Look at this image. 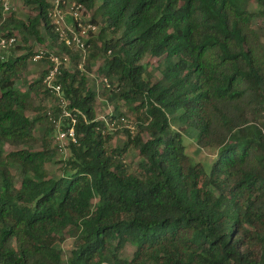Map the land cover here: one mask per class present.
I'll return each mask as SVG.
<instances>
[{
  "label": "trees",
  "instance_id": "obj_1",
  "mask_svg": "<svg viewBox=\"0 0 264 264\" xmlns=\"http://www.w3.org/2000/svg\"><path fill=\"white\" fill-rule=\"evenodd\" d=\"M21 1L34 14L26 21L0 2L1 36L18 32L23 43L0 53V264H264V0H72L99 26L85 68L103 57L106 117L121 127L97 119L88 75L63 67L55 84L75 114L77 143L58 161L52 136L35 134L43 122L54 131L45 108L32 114L30 103L50 97L43 79L56 51L42 50L38 79L15 84L38 52L28 39L42 44L45 34L59 55L78 57L58 44L48 0ZM153 59L157 78L147 71ZM175 127L218 149L208 175ZM132 151L135 172L123 162Z\"/></svg>",
  "mask_w": 264,
  "mask_h": 264
},
{
  "label": "built area",
  "instance_id": "obj_2",
  "mask_svg": "<svg viewBox=\"0 0 264 264\" xmlns=\"http://www.w3.org/2000/svg\"><path fill=\"white\" fill-rule=\"evenodd\" d=\"M4 11H9L8 4L5 0H0ZM51 5V24L58 38V44L70 49L78 58L73 61L67 55H59V49L56 48V53H51L49 61L51 67L44 76L43 84L50 91V100L47 107V119L53 126L55 135L54 144L57 146V151L63 153V147L68 144H76L77 137L74 130L75 114L67 107V101L63 97L61 87L55 84L56 77L60 74V70L76 69L85 72L88 75L90 82H100L103 86L109 87L107 78L100 77L96 72L86 71L85 65L88 58V47L86 41L91 37L96 36L99 32V26H96L90 21V15L82 4H78L72 0H48ZM17 44L15 37L4 38L0 37V53L6 51L12 45ZM110 53V51H109ZM45 52L38 51L37 55L32 59L33 62L40 61ZM92 64V63H91ZM98 92V91H97ZM57 110V111H56ZM108 114H111L108 113ZM67 120L68 125L64 128L63 121ZM102 120L106 126L113 130L119 129L121 126L116 121H110L108 117H103ZM123 126L131 132L133 127L130 121L121 119Z\"/></svg>",
  "mask_w": 264,
  "mask_h": 264
},
{
  "label": "rangeland",
  "instance_id": "obj_3",
  "mask_svg": "<svg viewBox=\"0 0 264 264\" xmlns=\"http://www.w3.org/2000/svg\"><path fill=\"white\" fill-rule=\"evenodd\" d=\"M8 4L9 7V11L7 13H13L15 18L17 20H22V21H26L28 16H33V12L23 6L22 1L21 0H5ZM89 15H92V13L90 12ZM1 22V20H0ZM260 22V21H258ZM43 33V32H42ZM18 37H16L17 39V45H22V36L20 34H18V32L16 33ZM1 37V34H0ZM44 37V41L42 44H38L36 42H34V40L32 39H28V43L26 44V47H32L33 51H42V50H46L47 53L49 52H54L56 51V45L53 44L52 40L45 34H43ZM148 56L147 58L143 59L141 61L142 65H146L147 61H148ZM103 62V57H99L96 58L95 60L92 61V71L96 72V70L100 67V65ZM152 65H150L149 67H147V71L148 73H150L153 77L157 78L159 76V73L157 71L158 67L161 64V59H153L151 60ZM47 68V64L44 61H38V62H33L30 60V62L28 63V68L27 71L23 74L22 78L19 79L16 84L15 87L16 89H20V90H24V86H25V82L28 81H34L36 79H38L40 77V75L42 74V72H44ZM101 77V76H100ZM90 87L94 88L96 91H98V98H99V106L97 108V119H102L103 117H105L108 113H110L113 110V105H111L110 103H108L106 101V98L104 97L102 90H103V85L100 82V79L97 80V82H90ZM49 100L50 98H46L45 101L40 100L39 98H33L31 99L30 103L32 105V107L34 109H37L35 112H33L32 114H40L41 113V107L45 108V111L47 112V107L49 105ZM42 104V105H41ZM39 108V109H38ZM45 112V113H46ZM121 112H124L125 115H127V121H132V115L129 114L128 110L126 108H123L121 110ZM32 114L30 113L29 116L31 117ZM175 129H179L180 132L183 135V145L185 146V153L190 157L191 161L193 164L196 163H200L202 165L203 170L205 171V173L208 175L210 173L211 170V166L212 163L215 161L216 159V155L218 153V149L216 148H208V149H201L197 146L196 144V136H197V131L193 128H178L175 127ZM36 137L38 139L43 138L44 134H46L47 138H51L53 139V142H55V132H50V130L47 127L46 122H43V124L37 125L36 128ZM125 141V136L124 135H117L115 136V138L112 141V144L114 146H122L123 143ZM67 156V150L66 147H63V153L61 152H57L55 154V156L53 157L54 161H58V160H64L66 159ZM140 161V158L138 157L137 152H128L124 158V164L126 166H128V168L135 172L136 168H137V164ZM59 165L57 164H50L47 166V172L49 173V175H55L57 173ZM15 178V177H14ZM17 179L15 178V181ZM73 239L72 238H66L64 239L60 244L59 247L62 250V253L64 255L65 258H68L71 254V251L73 249ZM131 247H128L126 249V253L127 256L130 254L131 252Z\"/></svg>",
  "mask_w": 264,
  "mask_h": 264
}]
</instances>
